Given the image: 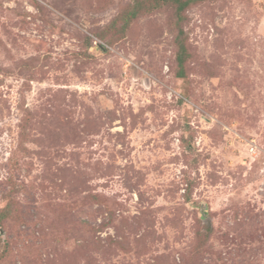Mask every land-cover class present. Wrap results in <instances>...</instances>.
Wrapping results in <instances>:
<instances>
[{"label":"rangeland","instance_id":"1","mask_svg":"<svg viewBox=\"0 0 264 264\" xmlns=\"http://www.w3.org/2000/svg\"><path fill=\"white\" fill-rule=\"evenodd\" d=\"M179 1L0 0V264H264V0Z\"/></svg>","mask_w":264,"mask_h":264},{"label":"trees","instance_id":"2","mask_svg":"<svg viewBox=\"0 0 264 264\" xmlns=\"http://www.w3.org/2000/svg\"><path fill=\"white\" fill-rule=\"evenodd\" d=\"M177 1H179V0H177ZM187 3H188L187 1H185V2H180L179 1V3H178V9L179 10L183 9V7H185V5H187Z\"/></svg>","mask_w":264,"mask_h":264}]
</instances>
